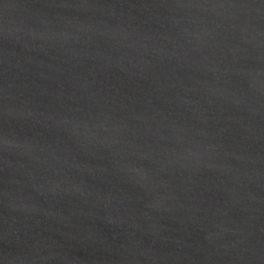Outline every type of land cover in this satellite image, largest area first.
<instances>
[{
    "label": "water",
    "instance_id": "1",
    "mask_svg": "<svg viewBox=\"0 0 264 264\" xmlns=\"http://www.w3.org/2000/svg\"><path fill=\"white\" fill-rule=\"evenodd\" d=\"M0 264H264V0H0Z\"/></svg>",
    "mask_w": 264,
    "mask_h": 264
}]
</instances>
